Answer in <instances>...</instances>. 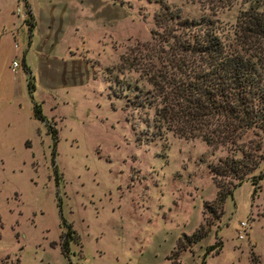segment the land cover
Returning <instances> with one entry per match:
<instances>
[{
    "label": "rangeland",
    "instance_id": "obj_1",
    "mask_svg": "<svg viewBox=\"0 0 264 264\" xmlns=\"http://www.w3.org/2000/svg\"><path fill=\"white\" fill-rule=\"evenodd\" d=\"M80 1L74 19L90 61L75 84L49 92L41 28L28 46L14 13L22 0H0V264H264V141L252 171L263 177L217 205L209 167L225 148L160 126L145 79L163 54L153 21L164 5L177 18L208 19L237 48L238 16L264 12V0H99L100 15ZM239 221L247 229L237 238ZM195 232L203 235L192 241Z\"/></svg>",
    "mask_w": 264,
    "mask_h": 264
},
{
    "label": "trees",
    "instance_id": "obj_2",
    "mask_svg": "<svg viewBox=\"0 0 264 264\" xmlns=\"http://www.w3.org/2000/svg\"><path fill=\"white\" fill-rule=\"evenodd\" d=\"M25 9L29 30L30 11ZM238 20L243 35L236 48L220 40L208 19L177 18L164 5L154 15L159 31L152 30L163 54L145 73L157 101L153 117L160 126L178 137L199 138L213 148H225V154L209 167L217 205L242 181L253 184L263 177L252 171L262 158L264 141V12L249 7ZM27 85L30 92L32 84ZM32 115L43 120L36 102H32ZM44 125L54 145L56 129L46 120ZM202 235L193 233L192 241ZM212 248L217 252L220 244Z\"/></svg>",
    "mask_w": 264,
    "mask_h": 264
},
{
    "label": "crops",
    "instance_id": "obj_3",
    "mask_svg": "<svg viewBox=\"0 0 264 264\" xmlns=\"http://www.w3.org/2000/svg\"><path fill=\"white\" fill-rule=\"evenodd\" d=\"M90 1L92 14L100 15V1ZM77 2L82 4L80 0H44L42 7H33L29 0H22L23 8L27 7L30 11L32 23L28 30L24 22L28 31V46L32 43V29L41 28L36 54L40 59L41 82L49 92L56 90L59 85L75 84L82 75L85 64L90 61L88 57L86 58L87 50L82 47L83 39L77 23L78 19H74L76 16L74 5ZM20 17L22 19L20 21H24L25 18L21 15ZM20 62L22 68L25 66L27 69L25 71L29 72L30 65L26 52H21ZM62 100L64 99L60 98V102Z\"/></svg>",
    "mask_w": 264,
    "mask_h": 264
},
{
    "label": "built area",
    "instance_id": "obj_4",
    "mask_svg": "<svg viewBox=\"0 0 264 264\" xmlns=\"http://www.w3.org/2000/svg\"><path fill=\"white\" fill-rule=\"evenodd\" d=\"M15 14H19L21 16H23L24 18L27 17V13H26V9L25 8H15L14 11ZM18 65V61L16 60H12L11 61V67H16ZM246 229H247V222L245 221H239L237 223V227H236V233H237V238L242 237L245 233H246Z\"/></svg>",
    "mask_w": 264,
    "mask_h": 264
}]
</instances>
